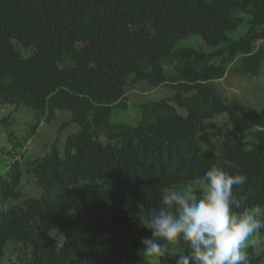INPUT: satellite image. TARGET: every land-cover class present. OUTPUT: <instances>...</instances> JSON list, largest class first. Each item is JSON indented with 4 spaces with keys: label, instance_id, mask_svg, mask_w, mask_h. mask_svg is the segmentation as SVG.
Wrapping results in <instances>:
<instances>
[{
    "label": "trees",
    "instance_id": "trees-1",
    "mask_svg": "<svg viewBox=\"0 0 264 264\" xmlns=\"http://www.w3.org/2000/svg\"><path fill=\"white\" fill-rule=\"evenodd\" d=\"M263 70L264 0H0V104L31 111L28 136L57 110L69 117L61 146L54 139L23 169L15 159L0 174V263L147 264L141 212L159 209L165 191L198 190L213 166L248 178L233 187V212L264 210V105L228 99L213 84L228 71ZM136 81L173 95L139 104L134 126L110 123ZM221 114L231 125L221 154L198 149V134ZM164 247L161 264L189 251ZM246 251L248 264H264V247Z\"/></svg>",
    "mask_w": 264,
    "mask_h": 264
},
{
    "label": "clouds",
    "instance_id": "clouds-1",
    "mask_svg": "<svg viewBox=\"0 0 264 264\" xmlns=\"http://www.w3.org/2000/svg\"><path fill=\"white\" fill-rule=\"evenodd\" d=\"M247 179L245 174L213 166L200 178L198 190L187 186L163 192L161 207L138 217L140 226L151 232L142 240L143 255L159 258L166 254L164 243L183 242L189 251L175 264H248V241L264 228V210L256 206L240 215L233 213L234 207H241L233 187L245 185ZM58 236L55 244L60 245L64 236Z\"/></svg>",
    "mask_w": 264,
    "mask_h": 264
},
{
    "label": "rangeland",
    "instance_id": "rangeland-1",
    "mask_svg": "<svg viewBox=\"0 0 264 264\" xmlns=\"http://www.w3.org/2000/svg\"><path fill=\"white\" fill-rule=\"evenodd\" d=\"M245 27H247L246 24H240L237 29L230 33V36L237 37L238 34L243 32ZM201 42L202 41L199 40V43ZM204 48L213 49V47L205 45ZM213 84L220 94L228 99H238L256 108H260L264 105V73H261L258 77H245L228 71L224 77L215 80ZM126 92V107L113 108L111 110L109 122L112 124L122 123L134 126L141 119L139 104L154 101L161 97L170 98L173 95V90L171 88L167 86L153 87L146 81H136L129 84ZM179 111L182 112L181 110ZM56 114L57 118L52 124H48L42 120L36 133L28 136L32 121L31 111L23 106H16L12 103L0 104V174L5 173L9 164L15 159L19 160L20 169H23L26 166L25 159L28 155L33 154V156H41L46 153L49 149L50 142L58 136V128L63 122L69 119L68 114L64 111L57 110ZM216 118L218 119L215 121L214 126L206 132L198 134L196 144L198 149L220 155L223 135L231 129V125L226 114L217 115L213 119L215 120ZM72 129L73 127L71 124H66L65 130L60 132L61 135H59V137L62 138L63 134ZM26 137L29 138L24 142ZM18 140L21 141L23 146L20 150V154L14 153L16 150H13V146H16ZM56 140H58V145L61 146L62 139ZM246 146L249 147V144L246 143ZM26 186L28 190H34V194L37 193L33 181H30ZM233 213L240 215L239 213ZM100 216L104 219H109L103 214ZM57 240L60 241L61 236H58ZM256 242L259 248L256 246ZM254 244L256 250H260L264 247V235L259 231L255 232L249 238L247 248H249L250 245L254 246ZM167 250L172 253L178 252L169 247ZM139 255L145 259L147 264H161L157 258L143 255L142 250L139 252ZM12 257L15 258V255L13 254ZM0 264H11V260H7L6 262L3 260Z\"/></svg>",
    "mask_w": 264,
    "mask_h": 264
}]
</instances>
